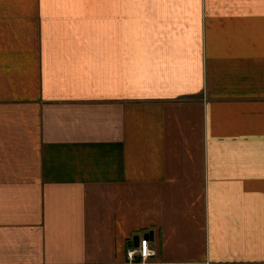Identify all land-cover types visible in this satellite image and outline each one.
<instances>
[{
  "label": "crops",
  "instance_id": "obj_1",
  "mask_svg": "<svg viewBox=\"0 0 264 264\" xmlns=\"http://www.w3.org/2000/svg\"><path fill=\"white\" fill-rule=\"evenodd\" d=\"M0 264H264V0H0Z\"/></svg>",
  "mask_w": 264,
  "mask_h": 264
},
{
  "label": "built area",
  "instance_id": "obj_2",
  "mask_svg": "<svg viewBox=\"0 0 264 264\" xmlns=\"http://www.w3.org/2000/svg\"><path fill=\"white\" fill-rule=\"evenodd\" d=\"M155 254V250L150 247V237H141L138 246L128 250V255L134 262H145Z\"/></svg>",
  "mask_w": 264,
  "mask_h": 264
},
{
  "label": "water",
  "instance_id": "obj_3",
  "mask_svg": "<svg viewBox=\"0 0 264 264\" xmlns=\"http://www.w3.org/2000/svg\"><path fill=\"white\" fill-rule=\"evenodd\" d=\"M153 236V232L151 231L150 233H148L145 237H152ZM139 240H140V236H135L134 237V243L135 246H138L139 244Z\"/></svg>",
  "mask_w": 264,
  "mask_h": 264
}]
</instances>
